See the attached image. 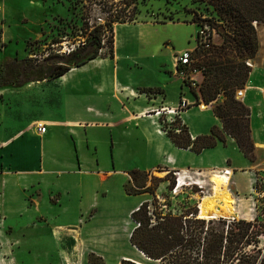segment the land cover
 Wrapping results in <instances>:
<instances>
[{
  "label": "crops",
  "instance_id": "1",
  "mask_svg": "<svg viewBox=\"0 0 264 264\" xmlns=\"http://www.w3.org/2000/svg\"><path fill=\"white\" fill-rule=\"evenodd\" d=\"M258 40L257 55L251 60L253 62L250 64L251 72L246 85L241 89L243 96L237 99L250 109L251 137L256 156L254 162L249 161L241 153L236 140L229 135H226V144L218 141L215 147L205 148L197 154L190 149L176 147L167 136L166 131L159 128V117L155 113L158 107L176 110L180 108L182 101H185V107L181 108L178 118L187 127L192 140L196 137L211 135L213 127L204 125L202 129L195 127L193 130L187 121V116L195 108L200 111L209 110L212 112L213 120L218 123L216 127L223 128L222 121L213 112L215 103L206 105L202 101L200 91L192 89L177 72L176 60L175 62L171 61V70H161L164 77L162 85L139 86L146 90L139 94H136L135 90L131 88L132 85L137 86L136 84H132L130 80L123 82L116 76L113 79L105 77L101 82H96L91 75L93 71L87 69L89 68L88 64L72 68L56 79L33 81L21 87H0V179L4 180L3 188L5 190L3 194L5 203L2 212L5 213V220H9L15 225L14 233L17 238L21 239L23 250L26 249L28 253H31V247L47 246L50 253L60 255L62 258L60 261L59 257H54L56 264H61L60 262L66 264V261L70 264H90L89 255L91 254L101 259L103 264H121L123 260L136 264H149L145 259L156 262L147 259L131 242V235L135 229L131 215L143 202L148 201L145 196L147 193L129 194L126 191L128 179H124L116 189L100 182L87 181V177L91 178L89 174H97L93 179L98 178L103 181L114 172V167L107 173H101L102 168L98 165L91 171L82 168L80 160H78V166L72 169L66 167L63 161L61 162L59 154L65 148L63 142L69 137L73 138L72 142L76 148H79L76 139L77 131L87 119L112 118L110 113L102 112L93 105L86 107L89 116L81 112L70 114L66 103L60 98L61 93L65 90L75 94L90 91L99 96L103 103L108 102L105 101V98L111 99L118 108L126 111V114L121 113L120 115L122 122L135 124L139 122L142 125L143 134L150 148L164 157L160 164L155 165L151 170H144V172L150 174L159 165L164 167L163 171L166 173L173 169H187L189 168L187 163L181 158L175 157L173 153L182 152L187 155L204 156L207 152L218 149L223 153L220 159L210 162L205 167L197 165L191 168L196 169V172L203 176L210 173L212 169L229 170L232 172L231 186L229 187L232 193L237 196L249 193L252 174L264 172V92L255 83L257 79L256 67L264 66V49L259 36ZM0 41L3 44V49L0 51L2 53L7 48L4 29L0 30ZM114 43V60H118L119 56L116 51L120 39L119 43L118 41ZM222 43L223 40L215 39L214 41L215 45ZM183 50L185 49H180L178 53ZM18 56L17 54L16 56L1 55L0 69L6 58H29L28 53L26 57ZM198 78L201 83L203 77L199 76ZM115 84L119 87L123 85V91L115 93L112 87ZM174 84L175 92L171 91V88L169 90V86H174ZM55 93L57 99L55 97L53 99ZM223 100L224 96H221L220 102ZM202 106L205 107L202 108ZM146 113H150L149 117L146 116ZM144 117L146 118L143 119ZM168 117L170 116L167 115V120ZM40 122L47 126L45 134H39L37 131L35 125ZM7 125L16 128L6 132L8 131ZM9 143L11 145H8ZM30 147L36 154L35 163H24L17 168V171L4 167L2 151L17 157L18 149L25 153ZM45 159L59 164L55 165L56 168L46 169ZM19 171L22 175L31 177V180L46 175L51 177V182L48 185L37 181L35 184L22 182L24 188L35 190L33 197L35 203L32 208L26 205L24 198L16 203L6 199L7 191L13 189L8 185V177L9 175L17 176ZM239 173L249 180L247 188L241 186ZM123 175L126 176L127 172H123ZM22 190L24 189L22 188ZM116 198L122 199V205ZM30 220L36 222L32 227L35 229L31 232L28 231ZM64 256H67V259Z\"/></svg>",
  "mask_w": 264,
  "mask_h": 264
},
{
  "label": "rangeland",
  "instance_id": "2",
  "mask_svg": "<svg viewBox=\"0 0 264 264\" xmlns=\"http://www.w3.org/2000/svg\"><path fill=\"white\" fill-rule=\"evenodd\" d=\"M75 2L78 3L76 7ZM105 2H113L118 11H121V13L124 11V14L127 15V17L124 16L125 20H129L130 17L133 20L124 23L118 22L113 25L114 42L118 41L119 43L120 39L116 51L119 56L118 60H111L108 57L99 58L97 59V65L93 66L92 64L91 67L88 65L89 68L87 69L93 71L91 75L96 82H101L105 77L113 79L115 76L123 82L130 80L132 84L137 85L131 87L136 94L145 90V88L139 86L162 85L164 77L161 70L172 69L171 61L175 62L180 49H192L195 46L198 25L201 21L216 19L214 8L204 0H0V30L4 29L7 43V48L0 53V56L3 54L16 56L17 54L18 57L22 58L26 57L28 53V57L33 58L38 64L43 63L47 54L56 55L55 49H61V52L71 49L80 41H85L84 38L78 37L81 34L79 28L83 24L82 19L88 18L90 23L94 24L100 21V18L106 17L100 8L101 4L103 5ZM127 2L133 4L125 8ZM258 23H264V21H258ZM109 35L110 33L107 34L106 40ZM53 39L60 41L59 44H55L57 45L55 48L51 46ZM216 40H222V37H216ZM108 51L109 47L106 43L103 52ZM105 59L107 60L104 61ZM250 63L253 64L251 61ZM72 68L77 67L73 66ZM255 71L257 75L255 83L264 92V66L256 67ZM112 87L115 93L124 89L123 85L119 87L115 84ZM173 87H175V84L169 86V90L171 88V91L175 92L176 89ZM61 94L60 98L66 103L65 105L70 114L81 112L89 116L86 107L93 105L100 111L112 115L110 119L103 117L87 119L77 131L76 139L79 148H76L72 142L73 138L69 137L63 142L65 148L59 155L61 156V162L63 161L66 167L70 169L77 167L78 160L82 162L81 167L87 171H91L98 165L102 168L101 173H107L114 167L116 171L113 170L114 172L109 174L103 181L98 178L93 179L97 174H89L91 178L88 179L87 177V181L100 182L116 189L124 179H128L129 182L126 183V186L132 190L135 188L130 175H128L129 172L151 170L155 165L161 163L164 157L150 148L143 134L142 125L139 122L136 124L122 122L120 115L121 113L126 114V111L118 108L111 99L105 98V101L108 102L103 103L99 96L90 91L75 94L65 90ZM54 97L57 99L56 93L53 95V99ZM161 108L159 106L155 111L159 117V128L169 130L170 128L175 129L183 126L177 113L169 114L172 118L168 122L167 115L164 114ZM149 115L150 113H146V116L149 117ZM175 119L180 122L177 124V122H174ZM187 121L191 124L193 130L195 127L202 129L204 125L218 126V123L213 120L212 112L209 110L200 111L198 108L188 114ZM175 123L176 125H174ZM15 128V126L7 125L6 129L8 131L6 132H10L9 129L14 130ZM8 145H11V143ZM18 150L17 157L2 151V159L6 169L17 171V168L24 163L32 164L36 162V154L31 147L25 153L21 152L20 149ZM173 154L175 157L184 160L189 168L183 170L173 169L166 173L163 171L164 167L159 165L150 172L146 186L154 187L158 184L157 189L154 190L156 200L153 194L147 193L145 195L149 203H154L152 205L153 211L155 214L162 212L180 216L189 214L186 218L200 219L205 222L211 220L198 218V207L202 199L211 194L215 179H223L225 174L218 171V169H212L210 173L203 176L191 167L197 165L207 166L210 162L220 159L223 155L222 151L213 149L204 156L187 155L182 152ZM45 161L46 169L56 168L55 165L59 164L49 162L47 159ZM180 171H183V175L187 177L179 178V183L186 181V185L177 188L178 177L176 173ZM123 172H127V175H123ZM231 174L230 171L228 176L230 179ZM166 176L168 178L166 181H152V177L164 179ZM239 179L242 187L246 186L247 188L249 186V180L241 173H239ZM50 180L49 175L31 180V177L22 175L20 171L17 176L9 175L8 185L13 189L7 191L8 196L6 199L16 203L24 198L26 205L32 208L35 203L33 198L35 190L24 188L22 182H33L35 184V181H37L48 185L51 182ZM194 181H198L197 183L201 184V188L195 185ZM3 182L4 180L0 179V264H56L54 263V257L60 258V255L50 253L47 246L31 247V253H28L26 249L23 250L21 239L17 238L14 233L15 225L9 220H5V213L2 212L5 203ZM172 184L173 186L170 189ZM230 186L231 180L229 181ZM253 195L251 190L249 193L238 196L233 194L235 204H232V211L226 217L238 214L244 216L247 219L245 221H251L253 213L250 212V209ZM116 200L118 199L116 198ZM119 200L122 205V199ZM159 203L165 205V208L160 206ZM219 218L224 219L225 216L216 219ZM35 224L36 222L33 220L28 222L29 232L35 229L32 228ZM133 226L135 228V224ZM219 226L217 228L221 229L222 226ZM64 257L67 259V256ZM61 259L60 261H62ZM145 261L149 264H159L146 259ZM66 264L70 263L66 261Z\"/></svg>",
  "mask_w": 264,
  "mask_h": 264
},
{
  "label": "trees",
  "instance_id": "3",
  "mask_svg": "<svg viewBox=\"0 0 264 264\" xmlns=\"http://www.w3.org/2000/svg\"><path fill=\"white\" fill-rule=\"evenodd\" d=\"M214 8L216 19H204L217 29L222 37L221 45L213 44L209 49L199 47L193 53V67L203 69V80L199 85L202 101L208 105L215 103L214 114L220 118L223 128L213 127L211 135L196 137L192 140L186 126L165 130L173 144L182 149H190L197 154L205 148H212L220 141L226 144V135L236 140L241 153L251 162L255 161V147L251 137L250 109L235 98L236 91L243 89L247 83L251 67L248 61L253 60L259 49V40L254 23L264 21V0H204ZM132 2L125 3V8ZM78 3L75 2V7ZM101 10L106 17L91 24L84 18L79 28L78 37L85 39L70 53L47 54L43 63H36L32 58H6L0 69V87H21L29 82L56 79L72 67L83 66L98 58L114 59L113 25L124 23V11H118L116 5L105 2ZM110 33L106 40L107 34ZM53 44L60 41L53 39ZM108 44L109 51L103 52ZM51 45V46H52ZM73 65V66H72ZM177 72L182 67L176 65ZM224 100L220 102V97ZM177 124L180 122L175 119ZM176 125V123L174 124ZM179 130V132H176ZM135 189H128L129 194L150 193L156 195L154 187H147V172L134 170L129 172ZM142 178V180H140ZM152 177V181H166ZM173 184L170 185V189ZM153 200V199H152ZM156 200V199H155ZM154 201V200H153ZM149 201L143 202L131 215L132 219L141 223L131 235V242L144 256L159 264H264L260 260L257 248L259 228L250 221H236L227 226L225 220L211 219L204 221L186 218L187 215H148ZM154 205V203L152 204ZM220 225V226H219ZM221 227L217 228V227ZM254 242V248H245ZM90 264H103L93 254L89 255ZM121 264H136L123 260Z\"/></svg>",
  "mask_w": 264,
  "mask_h": 264
},
{
  "label": "built area",
  "instance_id": "4",
  "mask_svg": "<svg viewBox=\"0 0 264 264\" xmlns=\"http://www.w3.org/2000/svg\"><path fill=\"white\" fill-rule=\"evenodd\" d=\"M216 37H220V35L217 32V29L215 27H212L209 23H203L201 25H198V32L195 40V46L192 49H185L181 51L178 56L175 58L176 60V65L179 64L182 67V71L179 73L183 80L188 83V85L192 89H199L200 81H199V76L203 77V69L193 67V64L195 62V59L193 58V53L196 49L199 47L203 49H209L213 44L216 39ZM84 41H80L77 43V45L72 46L71 49H67V51H63L61 49H55V53L57 54H62V53H70L73 50H75L77 47L80 45H83ZM53 48L57 47V45H52ZM3 49V44L0 41V51ZM33 59V58H32ZM250 61L247 62L248 66L250 65ZM243 96V91L241 89H238L235 94V98L239 99ZM185 107V101H182L180 104V108L176 110H168V109H162L164 114L168 115L169 114H179L181 111V108ZM170 118L168 117V122H170ZM37 131L39 134H45L47 132V126L45 123H37L36 125ZM176 132H179V130H176ZM222 173H225L226 175L229 176V170H222ZM183 173V171L177 172L176 175L178 177V182H179V177L180 174ZM198 181H194L193 183L195 185H200V183H197ZM185 186V185H183ZM201 188V186H199ZM251 192H253V197H252V204H251V209L250 212H252L251 216V221L252 223H256L258 228H259V235H257V248L260 250V260L264 257V172L262 173H253L252 174V180H251ZM160 206L165 208V205ZM140 207V206H139ZM138 207V208H139ZM137 208V210H138ZM148 215L152 217V221L154 218V211L152 204L147 208ZM168 214V213H167ZM173 214V213H171ZM162 215H166V213L162 212ZM174 215V214H173ZM238 215V214H237ZM230 216V217H225L223 220L226 221L227 226L236 221L240 220H247L244 216ZM239 218V219H238ZM135 228L141 227L140 222L134 221ZM254 242L251 241V244H249L245 250L250 251L252 248H254Z\"/></svg>",
  "mask_w": 264,
  "mask_h": 264
},
{
  "label": "bare ground",
  "instance_id": "5",
  "mask_svg": "<svg viewBox=\"0 0 264 264\" xmlns=\"http://www.w3.org/2000/svg\"><path fill=\"white\" fill-rule=\"evenodd\" d=\"M255 26L258 36L262 43V47L264 49V23L256 22ZM97 61H98L97 59H94L87 64L89 66L92 64L96 65ZM184 177L187 176L181 173L179 178L183 179ZM229 181H230V177H228V175H225L223 179H219V178L215 179V184L211 188L212 190L211 194L209 196H205L199 204L198 207L199 213L197 216L198 218L216 219L218 217H224V216L226 217V215H229V213L232 211L231 206L234 203L233 193L231 189H229ZM185 182L186 181H184V183L178 182L176 187L181 188L183 185H186Z\"/></svg>",
  "mask_w": 264,
  "mask_h": 264
},
{
  "label": "water",
  "instance_id": "6",
  "mask_svg": "<svg viewBox=\"0 0 264 264\" xmlns=\"http://www.w3.org/2000/svg\"><path fill=\"white\" fill-rule=\"evenodd\" d=\"M255 24V23H254Z\"/></svg>",
  "mask_w": 264,
  "mask_h": 264
}]
</instances>
